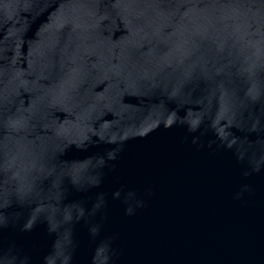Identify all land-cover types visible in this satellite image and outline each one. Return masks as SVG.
I'll use <instances>...</instances> for the list:
<instances>
[{
    "label": "water",
    "instance_id": "1",
    "mask_svg": "<svg viewBox=\"0 0 264 264\" xmlns=\"http://www.w3.org/2000/svg\"><path fill=\"white\" fill-rule=\"evenodd\" d=\"M0 264H264V0H0Z\"/></svg>",
    "mask_w": 264,
    "mask_h": 264
}]
</instances>
